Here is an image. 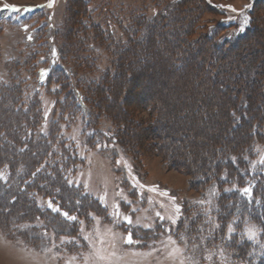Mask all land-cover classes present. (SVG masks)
Listing matches in <instances>:
<instances>
[{
  "label": "rangeland",
  "instance_id": "rangeland-1",
  "mask_svg": "<svg viewBox=\"0 0 264 264\" xmlns=\"http://www.w3.org/2000/svg\"><path fill=\"white\" fill-rule=\"evenodd\" d=\"M211 2L218 7L196 16L191 40L213 28L215 43L230 40L264 6ZM155 11L150 0H0V264H264L263 226L241 207L223 206L216 189L193 186L191 176L214 144L240 147L246 129L222 126V103L228 94L236 102L247 98L249 91L235 94L244 83L256 87L264 71L258 46L248 53L234 48L231 83L223 76L225 83L214 85L195 78L191 63L185 76L173 70L166 56L174 48L166 47L174 37L149 32L150 53L140 48L130 51L134 61L120 59L128 69L110 101L112 112L136 128L123 134L127 151L93 105L91 90L117 73L129 18ZM227 25L233 27L224 31ZM141 103L157 112H134ZM157 147L173 157L176 151L179 163ZM257 149L253 160L264 161V143ZM129 234L132 244L124 242Z\"/></svg>",
  "mask_w": 264,
  "mask_h": 264
},
{
  "label": "trees",
  "instance_id": "trees-1",
  "mask_svg": "<svg viewBox=\"0 0 264 264\" xmlns=\"http://www.w3.org/2000/svg\"><path fill=\"white\" fill-rule=\"evenodd\" d=\"M150 1H152V4L156 9L153 17L149 18L145 12H142L139 14H133L128 20L130 28L123 32L128 38H126L125 45H123V50L119 52V60L116 61V65H114V70L117 68V73L111 75L112 80L107 82V84L98 85L91 90V94L93 96L95 95L93 105H95L98 112L99 110L103 111V117L108 119L112 124L114 130L113 134L123 148L130 145L129 142L123 145V134H130L133 136V131L136 130V128L135 126H126L127 124L124 123L125 118L122 117L120 113L118 115V113L116 114L112 112L110 101L113 100L112 97L114 95L118 94L119 80L125 77V72H127L126 70L128 69H125L123 63H120V59L125 56L124 61L126 60L128 63L129 61H134L137 54H131L130 51L133 50L136 52L137 50H140V48H144V52L150 53L154 41L152 38H147L149 32L155 30L158 37H162L167 33L174 37V44L172 43V46L166 47L167 49L174 48V50H169L166 59L170 62L171 68L173 70H181L183 76L186 74L184 73L186 67L188 68L191 63L193 64V66H191V74H195V78L202 77L205 82L209 81V83L212 82L216 85L217 83H225L223 76H228L226 77V80L231 83L229 79L232 74L230 71L232 70L230 69L232 65L235 66V63L233 62L238 58L235 53L233 56L229 57V54L234 48H237L238 52L244 51L248 53V50H252L254 46H258L260 48L259 55L263 56L262 62L264 66V29L259 30L257 27V21L259 18H262L263 20L262 26L264 24V6L260 7L262 11V14L260 15L261 17H258V19L255 17L249 19V23L243 28V31L234 34L230 40H227L225 37H218L215 43L218 28H215V30L214 28L213 30H209L212 33L206 34L207 41L206 38L202 40L201 37L199 39L191 40V36L195 34V30L198 27L196 24V16H203L207 13V10L218 7L216 3L211 2L212 0ZM257 1L260 4H264V0ZM252 9L253 7L248 9V16H254ZM235 26L239 27L238 24ZM173 27H175L177 31L172 30ZM232 27L233 26L227 25V27L224 26L222 29L226 31L227 29H232ZM222 29H220V31ZM159 32H162V34L159 35ZM252 36H254V38L251 45L238 47V43H245L251 40ZM137 39L143 41L144 45H138L140 41ZM224 41H226V43L222 44ZM200 48H203L202 51ZM128 52L131 55L128 56ZM255 54L256 52L254 55ZM213 61L218 62V65L213 67ZM259 79L256 87L253 86V83L247 82L244 83L242 87L236 89L235 94H238L237 92H242L244 94L246 91H249V96H247V98H243L242 101L238 100V102H236V95L234 94L235 98L231 97L230 101L228 94L226 101L222 103V106L224 107L223 109H225L226 113L222 120L224 121V124L221 122L223 124L222 126L228 127L229 131L232 132L237 130V132H239L240 130L246 129L243 137H240L239 135L237 136V138H241L238 140L240 147L230 146L229 144H214L208 150L210 160L205 159L206 163L210 165L204 163L199 166L196 171H192L191 176L194 179L192 180L193 186H196L198 189H216L220 196L218 201H220L223 206L224 204H228V207L231 209L236 206L241 207L247 213L249 221H257L264 228V161L261 159L259 162L253 160L255 156L256 158L258 157L255 150H258V146L264 143V133L262 132V125L264 124V71L260 72ZM61 86L63 88L65 84L61 83ZM107 98L109 100H107ZM234 100L237 104H235ZM107 101L109 104H106ZM208 102L209 100L204 101L206 105H208ZM140 106L141 107H135L136 109L134 112L140 111L146 112L147 114L152 113V111L155 113L157 112L154 105H145L141 103ZM235 107H238V109ZM209 111L211 112L212 110ZM252 112L258 114H251ZM199 118L201 119V116ZM205 120H207V117ZM153 122L156 123V121ZM155 123L151 125H154ZM219 128L221 127L218 126L217 129ZM151 133H154V131L152 130ZM12 138V143H18L19 140H16L15 136H12ZM16 143H14L15 147L17 146ZM131 146L133 147V144ZM124 150L127 151L128 148L125 147ZM155 150V152L163 153V155L166 154L165 151L159 147L155 148ZM174 154V157L166 155L170 158L172 165H177L179 163V158L176 156V151H174ZM41 178L44 180L47 176L42 175ZM12 185L15 190L19 189L18 187L16 188V185ZM42 189L43 188H41V190ZM46 189L48 193L53 192L51 187ZM244 189H248L249 191L245 193ZM43 191L46 192V190ZM24 207H26V204L22 203L19 212H22L21 209H24ZM82 208V205L78 204L77 208L75 207V210H82Z\"/></svg>",
  "mask_w": 264,
  "mask_h": 264
},
{
  "label": "snow or ice",
  "instance_id": "snow-or-ice-1",
  "mask_svg": "<svg viewBox=\"0 0 264 264\" xmlns=\"http://www.w3.org/2000/svg\"><path fill=\"white\" fill-rule=\"evenodd\" d=\"M48 6L49 7H51L52 5H51V3H49L48 4ZM18 10V9H17ZM230 10L231 11H236L234 8H230ZM247 23H249V19H248V17H245L244 18V20H243V23H242V26H241V28H240V31H243V25L244 24H247ZM53 54H55V52L53 53ZM151 190H155V189H151ZM249 190L248 189H244V192L245 193H247ZM164 195H167V193H163ZM49 207H51V205H49ZM55 210V209H54ZM177 211H178V209H177ZM116 215H119V212H116L115 213ZM65 215H67L66 213H65ZM157 215H159V214H157ZM71 219H75L74 217H72ZM124 219L126 220V221H128L129 223H131V221L129 220V218L128 217H124ZM161 219H163V217H161ZM175 221H173V223H174ZM229 231L231 232L232 231V228H231V226H229ZM85 239H87V237H85ZM124 242L125 243H128V244H132V243H134V241L132 240V236H131V234H129L126 238H124ZM101 259H103V257H100Z\"/></svg>",
  "mask_w": 264,
  "mask_h": 264
}]
</instances>
